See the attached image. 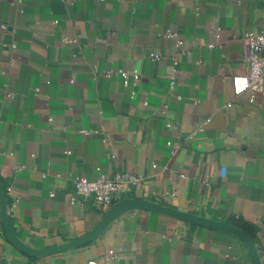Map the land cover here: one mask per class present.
Returning <instances> with one entry per match:
<instances>
[{"label":"crops","instance_id":"crops-1","mask_svg":"<svg viewBox=\"0 0 264 264\" xmlns=\"http://www.w3.org/2000/svg\"><path fill=\"white\" fill-rule=\"evenodd\" d=\"M21 1L0 0V264H106L110 249L115 264H254L233 233L138 207L91 237L106 212L69 198L73 176L128 170L147 195L134 186L116 203L232 223L263 248L264 96L250 102L232 77L247 69L242 34L264 29V0ZM167 28L186 50L173 91Z\"/></svg>","mask_w":264,"mask_h":264},{"label":"built area","instance_id":"built-area-1","mask_svg":"<svg viewBox=\"0 0 264 264\" xmlns=\"http://www.w3.org/2000/svg\"><path fill=\"white\" fill-rule=\"evenodd\" d=\"M71 2L73 0H62ZM18 4H21V0H17ZM22 11V8H20ZM54 23L57 20L53 21ZM2 28H6V24H1ZM160 36L171 39L176 47V54L173 55V64L170 73V90L176 86L177 83V65L179 63L178 55L184 54L186 50L183 49V39L178 33L170 28L165 29L159 33ZM242 40L246 48V61L247 69L243 75H235L232 77V84L235 92H240L245 87L249 91V101L254 102L258 96H264V29L260 30H248L242 34ZM65 42H70V39H63ZM211 46V45H210ZM149 56L152 59H159L160 54L156 52H150ZM112 73H119L123 76L124 82H127L128 72L122 69H108L104 72L105 75ZM135 81L140 78V74L136 71L131 73ZM11 96V93H8ZM167 105H164L166 108ZM211 121V117H206L197 123L196 127L191 133V137L196 135L204 129V125ZM168 127L174 126L173 123L167 122ZM83 133L92 132L90 130L83 129ZM170 145V142H168ZM69 152V150H67ZM57 177H61L60 173H56ZM73 184V192L70 194V202H82L88 197H92L97 202L103 212H107L120 197L124 191L131 189L134 186H139L141 189L144 183V177L141 174L134 173L128 170L120 169L110 172H102L94 179H88L84 176H73L70 178ZM10 191V187L7 188V193ZM142 196H146L147 193L144 189L141 191ZM51 195L54 193L51 192ZM140 197V198H143ZM262 249L256 245L261 262L264 256V233L261 235ZM117 258L116 253L113 250H109L106 256V264H115ZM87 264H96L95 261H89Z\"/></svg>","mask_w":264,"mask_h":264},{"label":"water","instance_id":"water-1","mask_svg":"<svg viewBox=\"0 0 264 264\" xmlns=\"http://www.w3.org/2000/svg\"><path fill=\"white\" fill-rule=\"evenodd\" d=\"M143 208V209H147V210H154V211H160L163 213H167V214H171L174 215L180 219H183L187 222L190 223H194V224H198V225H202V226H206L209 228H213V229H219L222 231H227L230 233H233L235 235H237L238 237H240L242 240H244V242L247 244L248 249L250 251L252 260L254 264H262L261 260H260V256L258 254L257 248H256V244L253 240V238L246 233L242 228L232 224V223H228V222H223V221H218L215 219H211V218H207V217H203L194 213H190V212H186V211H179L176 209H172L166 206H162L150 201H147L143 198H134V199H130V200H123L120 201L118 203H115L104 215L103 219L98 223V225L95 227L94 231L90 234V236L92 237V235L98 233L107 223H109L113 218H115L118 214H120L121 212L130 209V208ZM3 217V222H4V226L6 231L10 234V237L18 244V246L24 250V251H29L30 249L22 244V243H18L15 235L12 234L11 229L9 227V222H8V214L6 212V208L4 205V212L2 214ZM90 236H87L83 241L79 242H85L86 240L90 239ZM79 243H72V245H76Z\"/></svg>","mask_w":264,"mask_h":264},{"label":"trees","instance_id":"trees-1","mask_svg":"<svg viewBox=\"0 0 264 264\" xmlns=\"http://www.w3.org/2000/svg\"><path fill=\"white\" fill-rule=\"evenodd\" d=\"M240 228H242V227H240ZM250 236H252L250 233H249V231H247L246 229H244Z\"/></svg>","mask_w":264,"mask_h":264}]
</instances>
